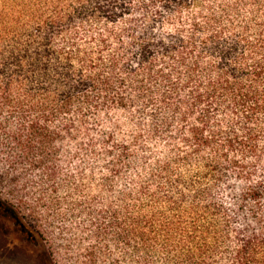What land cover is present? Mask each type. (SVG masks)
I'll list each match as a JSON object with an SVG mask.
<instances>
[{
    "label": "trees",
    "instance_id": "trees-1",
    "mask_svg": "<svg viewBox=\"0 0 264 264\" xmlns=\"http://www.w3.org/2000/svg\"><path fill=\"white\" fill-rule=\"evenodd\" d=\"M125 88L151 121L119 235L135 264H264V0H0V115L18 119L0 118V149L36 163L47 120L120 107Z\"/></svg>",
    "mask_w": 264,
    "mask_h": 264
},
{
    "label": "rangeland",
    "instance_id": "rangeland-1",
    "mask_svg": "<svg viewBox=\"0 0 264 264\" xmlns=\"http://www.w3.org/2000/svg\"><path fill=\"white\" fill-rule=\"evenodd\" d=\"M121 92L127 100L120 107L105 106L82 121L47 120V136L26 154L36 163L0 149V264H135V237L119 235L135 229V131L151 121L134 91ZM1 117L18 127L15 115ZM73 122L76 130H63Z\"/></svg>",
    "mask_w": 264,
    "mask_h": 264
}]
</instances>
